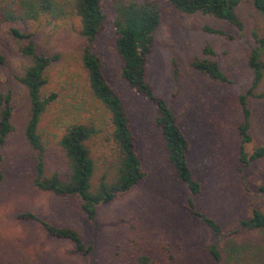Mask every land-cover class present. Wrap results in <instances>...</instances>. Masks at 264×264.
<instances>
[{"label":"rangeland","instance_id":"obj_1","mask_svg":"<svg viewBox=\"0 0 264 264\" xmlns=\"http://www.w3.org/2000/svg\"><path fill=\"white\" fill-rule=\"evenodd\" d=\"M157 1L161 17L145 78L166 99L189 142L186 161L200 184L199 192L190 195L171 174L159 130L153 124V105L120 76L121 62L110 23L93 41V50L129 118L134 150L145 175L129 190L98 206L90 223L78 199L35 188L31 182L35 150L23 135L28 99L15 78L31 60L20 53L25 39L13 38L8 27L29 33L37 54L55 56L44 71L46 81L40 89L42 97L50 93L55 97L45 105L37 123L44 143L45 174L65 167L58 146L64 128L90 123L97 132L86 146L98 166L92 176L96 183L101 172L99 159L113 145L109 113L88 88L80 61L85 41L76 17L50 22L0 20V54L5 58V65H0V92L10 95L12 125L1 148L0 264H86L83 256L69 252L68 241L47 236L36 221L15 218L25 210L53 225L76 230L84 244L91 245L94 264H138L139 256L147 264H216L206 250L211 243L221 253L220 264H264V230L225 235L252 209L264 212V154L246 164L238 159L240 147L247 153L258 146L264 148V97L248 99L250 140L241 143L237 130L241 122L237 97L251 78L248 45L253 43L252 32L264 34V17L250 0H239L235 12L241 28L237 29L212 16L183 14L164 0ZM204 26L221 33L207 32ZM205 45L211 54L202 52ZM193 57L217 61L229 82L198 73L189 64ZM172 92L175 97L169 100ZM254 92H264V72ZM189 197L197 211L219 225L221 238L185 210L183 204Z\"/></svg>","mask_w":264,"mask_h":264},{"label":"trees","instance_id":"obj_2","mask_svg":"<svg viewBox=\"0 0 264 264\" xmlns=\"http://www.w3.org/2000/svg\"><path fill=\"white\" fill-rule=\"evenodd\" d=\"M2 0H0L1 3ZM167 5L183 14H203L223 20L229 25L241 28V21L235 12L239 0H164ZM252 7L264 17V0H250ZM76 17L79 21V33L85 43L80 54L82 67L86 72L88 88L93 97L109 113L111 124L110 138L112 147L106 155L99 159L100 174L96 183L92 176L98 168L91 157L86 141L97 130L90 123H72L64 128L58 139V146L64 156V169L45 174L44 143L37 132V123L45 105L54 99L50 93L42 97L40 89L45 84L44 71L55 56L37 54L30 34L19 31L10 25L8 33L13 38L25 39L20 53L30 58L20 76L15 78L24 86L28 99V115L23 135L30 147L35 150L32 185L38 190L50 192L60 197L78 199L79 208L88 222H92L98 206L103 205L129 190L144 177L140 161L134 150V135L123 104L113 88L108 84L101 70L100 59L93 50V41L110 23L115 33L114 49L120 59V76L127 86L136 94L150 102L155 111L153 124L159 130L165 159L176 180L184 184L190 195L197 194L200 184L192 177L186 161L189 142L176 122V116L170 109L166 99L155 92L146 81L148 56L153 49V35L159 25L161 4L157 0H8L0 5V20L9 23L19 21H41ZM207 32L221 33L219 30L204 26ZM253 43L248 45L247 65L251 78L248 86L237 97L241 113V122L237 126L240 142L250 140L249 105L250 97H264V92L255 93L254 88L260 82L264 72V34L252 32ZM202 52L211 54L208 46ZM190 66L198 73L218 82H229L217 61L209 58L193 57ZM0 65H5V58L0 54ZM176 69L173 67L174 82ZM175 97L172 92L169 100ZM10 95L0 92V180L1 148L7 134L11 131ZM264 154L262 146L255 147L250 153L240 147L238 159L244 164ZM183 207L193 217L205 224L213 235L221 238L219 225L211 218L197 211L191 198H187ZM15 218L23 221H36L47 236L66 240L71 244L69 252L85 258L86 264H94L90 256V244H84L76 230L67 226H56L40 218L30 211H20ZM264 230V212L252 209L250 215L237 222L236 226L225 233L232 236L239 231ZM217 237V238H218ZM224 237V236H223ZM218 238V239H219ZM220 240V239H219ZM208 254L216 264L221 262V253L216 244L206 246ZM138 264H147L144 256L137 258Z\"/></svg>","mask_w":264,"mask_h":264}]
</instances>
